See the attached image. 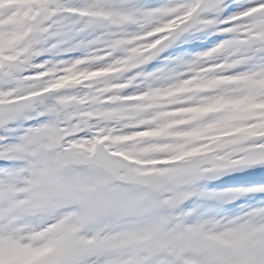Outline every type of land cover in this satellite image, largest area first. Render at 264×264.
Segmentation results:
<instances>
[{
	"label": "snow or ice",
	"instance_id": "obj_1",
	"mask_svg": "<svg viewBox=\"0 0 264 264\" xmlns=\"http://www.w3.org/2000/svg\"><path fill=\"white\" fill-rule=\"evenodd\" d=\"M0 264H264V0H0Z\"/></svg>",
	"mask_w": 264,
	"mask_h": 264
}]
</instances>
